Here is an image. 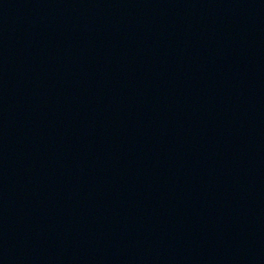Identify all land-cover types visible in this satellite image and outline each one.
<instances>
[{
    "label": "water",
    "instance_id": "95a60500",
    "mask_svg": "<svg viewBox=\"0 0 264 264\" xmlns=\"http://www.w3.org/2000/svg\"><path fill=\"white\" fill-rule=\"evenodd\" d=\"M0 264H264V0H0Z\"/></svg>",
    "mask_w": 264,
    "mask_h": 264
}]
</instances>
